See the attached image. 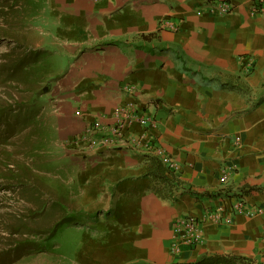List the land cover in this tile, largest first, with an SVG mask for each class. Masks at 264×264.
Masks as SVG:
<instances>
[{
  "label": "crops",
  "instance_id": "crops-1",
  "mask_svg": "<svg viewBox=\"0 0 264 264\" xmlns=\"http://www.w3.org/2000/svg\"><path fill=\"white\" fill-rule=\"evenodd\" d=\"M216 1L233 8L218 13ZM42 2L28 39L61 69L47 95L69 125L61 132L67 152L81 151L74 163L83 209L96 213L76 231V263L198 264L232 255L245 258L235 264H264V13H251V0ZM126 104L155 115L149 130L176 174L111 134ZM93 120L97 144L75 146ZM236 200L243 212L230 222L209 219L217 208L228 217ZM187 215L198 218L202 242L173 257L171 222Z\"/></svg>",
  "mask_w": 264,
  "mask_h": 264
},
{
  "label": "rangeland",
  "instance_id": "rangeland-1",
  "mask_svg": "<svg viewBox=\"0 0 264 264\" xmlns=\"http://www.w3.org/2000/svg\"><path fill=\"white\" fill-rule=\"evenodd\" d=\"M42 1L0 0V264H77L76 231L96 215L79 195L81 151L67 152L69 125L47 95L61 69L28 39Z\"/></svg>",
  "mask_w": 264,
  "mask_h": 264
},
{
  "label": "built area",
  "instance_id": "built-area-1",
  "mask_svg": "<svg viewBox=\"0 0 264 264\" xmlns=\"http://www.w3.org/2000/svg\"><path fill=\"white\" fill-rule=\"evenodd\" d=\"M251 13H264V0H251ZM215 7L218 13H229L233 5L229 1H216L211 4ZM249 64L252 63L248 59ZM157 118L153 114H149L145 109L140 108L135 104H126L119 107L115 114L114 122L109 126L111 134L117 139H124L128 146L133 150L143 151L146 155L155 156L164 167L168 176L177 173V163L166 152L164 146L160 142L159 137L153 136L150 132V127H156ZM138 126L143 128L140 133L132 132V128ZM100 129L97 121L93 120L88 123L83 131L74 140L75 146L85 145L91 148L97 144L94 135ZM227 179V173L221 170L219 180L224 183ZM229 215L224 216L223 209H215L208 213L209 219L216 224H227L231 221V216L243 212V204L239 201H234L229 205ZM171 239L168 252L171 256L181 254L184 248H190L199 245L201 239V227L196 216L175 217L171 222Z\"/></svg>",
  "mask_w": 264,
  "mask_h": 264
},
{
  "label": "trees",
  "instance_id": "trees-1",
  "mask_svg": "<svg viewBox=\"0 0 264 264\" xmlns=\"http://www.w3.org/2000/svg\"><path fill=\"white\" fill-rule=\"evenodd\" d=\"M163 48V49H162ZM161 50L163 51H171V49L167 47H162ZM19 68L15 66V68H12L10 75H15V71H17ZM2 120V114L0 113V122ZM157 178L161 181L167 182L164 176V169L163 167L160 168L158 166L157 169ZM53 236V234H52ZM237 261L244 262L245 258L244 257H239V256H232V255H215L213 257H205L199 261L198 264H235Z\"/></svg>",
  "mask_w": 264,
  "mask_h": 264
}]
</instances>
